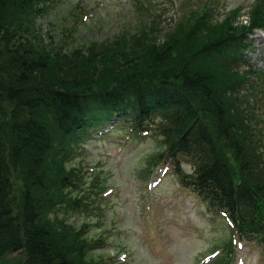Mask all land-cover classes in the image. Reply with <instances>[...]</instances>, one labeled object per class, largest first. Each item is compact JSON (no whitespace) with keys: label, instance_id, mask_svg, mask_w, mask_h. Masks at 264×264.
<instances>
[{"label":"trees","instance_id":"16d2710c","mask_svg":"<svg viewBox=\"0 0 264 264\" xmlns=\"http://www.w3.org/2000/svg\"><path fill=\"white\" fill-rule=\"evenodd\" d=\"M52 3L0 0V264H101L89 258L100 243L87 235L91 223L59 212L81 213L87 200L73 193L74 146L110 124L159 130L167 151L154 161L173 158L209 210L240 236L264 239V126L246 113L251 71L239 67L249 35L264 28V2L245 23L236 7L220 21L189 17L163 36L153 20L127 39L70 48L38 33Z\"/></svg>","mask_w":264,"mask_h":264},{"label":"rangeland","instance_id":"374dc122","mask_svg":"<svg viewBox=\"0 0 264 264\" xmlns=\"http://www.w3.org/2000/svg\"><path fill=\"white\" fill-rule=\"evenodd\" d=\"M258 1L54 0L51 9L37 19V30L49 45L53 40L63 41L66 48L96 42L108 45L120 36L127 39L142 23L153 20L163 36L189 17L207 12L213 21H220L237 7L239 22L245 23ZM249 36L250 46L243 54L248 62L239 60L241 71H251L243 85L249 105L245 108L253 120L261 118L259 125L264 126V30L256 29ZM94 134L76 144L66 161L78 166L80 186L73 193L87 200L79 208L81 213L78 209L71 214L59 212L79 224L91 223L87 235L100 243L89 258L101 264H199L211 256L206 264H214L216 256L236 251L233 264H241V257L243 264H264L261 235L251 240L237 238L221 211H210L191 186L179 182L173 158L162 156L154 161L153 156L167 151L159 130L138 134L127 126L110 124L103 133ZM182 166L185 172L194 168L187 159Z\"/></svg>","mask_w":264,"mask_h":264}]
</instances>
